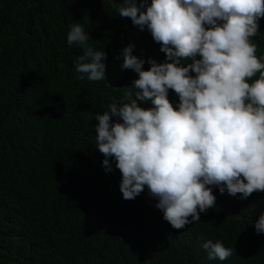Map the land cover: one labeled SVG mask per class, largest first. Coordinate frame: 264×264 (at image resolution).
I'll return each instance as SVG.
<instances>
[{
	"label": "trees",
	"instance_id": "obj_1",
	"mask_svg": "<svg viewBox=\"0 0 264 264\" xmlns=\"http://www.w3.org/2000/svg\"><path fill=\"white\" fill-rule=\"evenodd\" d=\"M121 3L0 0V264H264V233L254 228L264 192L240 200L214 188L216 206L175 230L146 186L125 200L115 161L106 172L94 113L127 102L138 78L109 70L123 62L116 57L129 43L145 70L149 58L165 60L147 29L118 14ZM73 23L107 54L104 80L77 78L72 60L80 49L67 43ZM258 23L252 40L259 58L264 18ZM169 99L178 103L171 89ZM208 240L235 253L210 260L202 247Z\"/></svg>",
	"mask_w": 264,
	"mask_h": 264
},
{
	"label": "clouds",
	"instance_id": "obj_2",
	"mask_svg": "<svg viewBox=\"0 0 264 264\" xmlns=\"http://www.w3.org/2000/svg\"><path fill=\"white\" fill-rule=\"evenodd\" d=\"M118 14L147 29L165 54L163 62L149 58L145 70L135 45L124 47L116 59L138 74L129 86L135 91L94 113L95 146L106 172L115 161L123 198L135 199L146 186L163 219L182 230L216 206L214 188L240 200L264 192V57L252 40L264 0H122ZM90 40L81 24L71 25L77 78L102 81L107 54ZM254 228L264 233V212ZM202 247L210 260L235 253L220 241Z\"/></svg>",
	"mask_w": 264,
	"mask_h": 264
},
{
	"label": "rangeland",
	"instance_id": "obj_3",
	"mask_svg": "<svg viewBox=\"0 0 264 264\" xmlns=\"http://www.w3.org/2000/svg\"><path fill=\"white\" fill-rule=\"evenodd\" d=\"M118 61H119V60L117 59L116 62H118ZM122 63H123V62H121V64H122ZM121 64H120L119 67H116V66H115V68L112 67V70H109V72H112V73H108L107 68H106V72H107L108 74H112V75H114V76H117V75L122 71V69H121Z\"/></svg>",
	"mask_w": 264,
	"mask_h": 264
}]
</instances>
